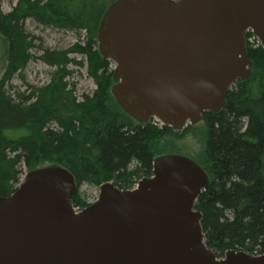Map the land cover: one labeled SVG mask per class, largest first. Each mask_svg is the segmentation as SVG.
<instances>
[{
	"label": "water",
	"instance_id": "1",
	"mask_svg": "<svg viewBox=\"0 0 264 264\" xmlns=\"http://www.w3.org/2000/svg\"><path fill=\"white\" fill-rule=\"evenodd\" d=\"M264 50V0H116L97 32L114 64L111 94L139 124L179 132L218 113L251 76L245 35ZM209 179L190 158L164 155L134 189L112 182L78 213L71 173L50 165L0 196V264H264V255L206 247L194 210Z\"/></svg>",
	"mask_w": 264,
	"mask_h": 264
},
{
	"label": "trees",
	"instance_id": "2",
	"mask_svg": "<svg viewBox=\"0 0 264 264\" xmlns=\"http://www.w3.org/2000/svg\"><path fill=\"white\" fill-rule=\"evenodd\" d=\"M15 1V8L4 14L0 0V37L7 45L0 80V196L15 192L21 165L27 172L58 165L71 173L77 189L112 182L129 190L137 177L150 176L154 142L191 127L176 132L154 122L140 125L117 105L110 62L101 58L96 41L100 19L116 0L108 5L105 0ZM27 19L48 28L85 31L86 42L69 51H44L39 59L53 70L48 84L11 93L12 75L34 58L29 52L33 38L24 31ZM246 53L251 76L229 89L221 111L202 114L205 165L194 160L209 179L194 210L201 214L206 247L220 258L228 251L264 255V50L247 44ZM69 54L86 57L95 84L81 100L67 78L69 64L82 63ZM72 205L79 210L89 206L77 191Z\"/></svg>",
	"mask_w": 264,
	"mask_h": 264
},
{
	"label": "rangeland",
	"instance_id": "3",
	"mask_svg": "<svg viewBox=\"0 0 264 264\" xmlns=\"http://www.w3.org/2000/svg\"><path fill=\"white\" fill-rule=\"evenodd\" d=\"M111 1L112 0H105V3L108 5ZM15 4V0H1V11L4 14L10 13L15 8ZM24 31L33 38L34 46L29 52L34 58L25 66L24 69L19 70L12 75V78L8 83L12 88L11 93H30L29 91H32L31 88L35 89L47 85L49 82V75L53 70L39 59V57L43 55V52L46 50L58 52L69 51L78 43H80L81 46H84L87 36L85 31L75 33L67 30L48 28L38 24L32 19H27L24 22ZM250 42L252 47H256L258 45L256 41L250 40ZM4 43L5 42L0 37V80L5 70L4 49H7V45ZM68 58L74 60L75 62L82 63V66L69 64L68 70L71 71V73L67 78L69 83L75 85L74 96L77 100H81L83 95L92 94L95 90V84L88 76L87 60L85 56L69 54ZM109 69L110 71H113V63H110ZM153 122L155 121H152L151 123ZM188 127L189 126L186 128ZM190 127L191 129H188L185 133H183L182 130L181 134H171L154 142L153 146L155 148V158L168 154L179 155L188 157L205 165L204 149L206 143V131L204 123L200 121L196 125H192ZM20 169L21 183L27 173V170L24 165H21ZM130 169H132V166ZM148 177L150 176L142 175L137 177L133 181V187L129 190L134 189L142 178ZM100 185L81 184L77 189V194L85 200L86 204L91 205L98 198V188Z\"/></svg>",
	"mask_w": 264,
	"mask_h": 264
},
{
	"label": "flooded vegetation",
	"instance_id": "4",
	"mask_svg": "<svg viewBox=\"0 0 264 264\" xmlns=\"http://www.w3.org/2000/svg\"><path fill=\"white\" fill-rule=\"evenodd\" d=\"M245 39H246V42L248 43V37L247 36L245 37Z\"/></svg>",
	"mask_w": 264,
	"mask_h": 264
}]
</instances>
